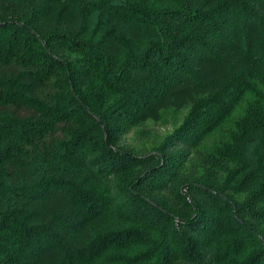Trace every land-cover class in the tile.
Segmentation results:
<instances>
[{
  "label": "trees",
  "instance_id": "obj_1",
  "mask_svg": "<svg viewBox=\"0 0 264 264\" xmlns=\"http://www.w3.org/2000/svg\"><path fill=\"white\" fill-rule=\"evenodd\" d=\"M0 264H264V0H0Z\"/></svg>",
  "mask_w": 264,
  "mask_h": 264
},
{
  "label": "rangeland",
  "instance_id": "obj_2",
  "mask_svg": "<svg viewBox=\"0 0 264 264\" xmlns=\"http://www.w3.org/2000/svg\"><path fill=\"white\" fill-rule=\"evenodd\" d=\"M246 102V99H242L238 104L236 103L231 112L222 117L215 127L205 134L201 140V149L212 151L221 142L224 132L245 109ZM190 110V106L165 110L158 121L149 119L133 125L131 131L122 135L120 142L135 152L150 153L154 148L165 143L166 137L182 123Z\"/></svg>",
  "mask_w": 264,
  "mask_h": 264
}]
</instances>
